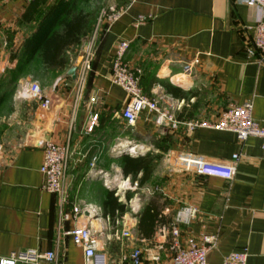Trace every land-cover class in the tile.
Here are the masks:
<instances>
[{
    "label": "crops",
    "instance_id": "1",
    "mask_svg": "<svg viewBox=\"0 0 264 264\" xmlns=\"http://www.w3.org/2000/svg\"><path fill=\"white\" fill-rule=\"evenodd\" d=\"M30 3L0 0V259L38 250L57 252L63 264H85L83 250L64 235L84 226L102 233L112 262L140 246V237L152 241L156 225L153 237L144 238L138 231L140 218L130 220L131 240L107 241L112 234L104 203L114 192L100 177L106 173L139 184L142 174L135 181L124 177V158L151 154L160 159L149 181L139 185L143 210L155 202L159 215L169 209L174 217L184 206L196 208L200 217L183 227V238H217L208 264H222L245 250L248 264H264V141L240 142L231 132L195 126L214 123L230 105L247 102L253 104V118L264 124V61L249 53L261 11L238 0H130L116 20L98 24L96 33L82 39L81 46L88 47L94 38L82 92L77 78L67 77L79 58L71 53L70 67L42 87L50 101L43 108L28 97V85L35 82L32 72L41 68L36 56L23 54L35 28L22 21ZM122 41L130 43L128 63L143 71L144 93L170 110L176 127L159 126L148 113L134 126L122 118L127 96L112 83V63ZM195 59L199 64L185 74L184 66ZM201 86L204 94L215 95L206 104ZM12 132H18V142L7 144L5 135ZM48 143L67 146L72 154L64 199L44 190L41 168ZM234 155L239 160L230 181L199 176L186 166L192 159L229 163ZM164 262L169 264L167 258Z\"/></svg>",
    "mask_w": 264,
    "mask_h": 264
},
{
    "label": "built area",
    "instance_id": "2",
    "mask_svg": "<svg viewBox=\"0 0 264 264\" xmlns=\"http://www.w3.org/2000/svg\"><path fill=\"white\" fill-rule=\"evenodd\" d=\"M33 2L34 0H30ZM240 3L250 7L258 8L262 17L258 19L254 27L251 55H258L261 62L264 61V0H238ZM120 14V13H119ZM116 15L111 21L118 18ZM140 20V23L144 22ZM92 39L90 45L84 50L81 64L77 71V91L81 93L87 81L88 73L94 58L92 50ZM130 50V43L122 41L117 45L115 57L112 63V83L122 88L127 96V101L122 109L121 116L129 126H134L138 118L144 114H152L159 126H177L175 117L170 110L160 102L149 98L143 91V71L133 67L127 61ZM199 59L184 66V73L190 75ZM28 97L43 108L50 106V101L43 88L37 82L28 85ZM97 121L94 116L92 125ZM217 131L231 132L235 134L240 142L249 138H258L264 141V124H260L253 118V104L247 102L243 105L232 104L214 123L195 124ZM92 129V126H91ZM71 151L67 146H58L48 143L44 147V160L41 173L44 176V190L52 195L64 199L66 195V181L68 176ZM238 155H234L232 161L224 164H217L201 160H188V169L194 167L199 176L232 180L236 173ZM4 162V149L0 144V169ZM106 188L114 192L115 197L125 206L123 215L116 214L115 220L106 215L105 221L112 235L107 236V241L116 239L124 242L133 238V228L130 220L136 221L141 216L143 203L141 188L138 182L130 179L113 178L106 173H101ZM132 194L128 196V194ZM78 215L81 210H75ZM199 211L193 207H182L171 216L170 210L165 209L158 217L156 224V236L152 241L139 238L140 246H136L128 253H122L118 260H110L102 246V233L90 226L78 227L64 235L71 237L74 244L84 252L85 264H208L207 259L217 245V238L214 236L202 235L198 240L183 238V227H190L199 218ZM168 220L165 222V220ZM113 232V233H112ZM162 238L163 241H160ZM249 254L243 252L232 253L225 257L222 264H248ZM63 264L59 254L55 251L40 252L28 250L13 253L8 258L0 259V264Z\"/></svg>",
    "mask_w": 264,
    "mask_h": 264
},
{
    "label": "trees",
    "instance_id": "3",
    "mask_svg": "<svg viewBox=\"0 0 264 264\" xmlns=\"http://www.w3.org/2000/svg\"><path fill=\"white\" fill-rule=\"evenodd\" d=\"M22 21L35 23L33 34L23 46V54L38 58L41 68H35V74L39 71L44 76L53 77L70 67V54H76L82 39L93 30L95 12L80 8L77 0H55L53 4H49L48 0H34L29 4ZM166 88L172 90L170 85ZM174 95L181 96L179 93ZM159 159L151 154L125 157L123 175L135 181L142 174L139 185H143L149 181ZM158 209L155 202H150L143 210L138 223L142 237H153L159 217ZM104 211L114 221L117 213L120 216L125 213V206L118 203L113 193H108Z\"/></svg>",
    "mask_w": 264,
    "mask_h": 264
},
{
    "label": "rangeland",
    "instance_id": "4",
    "mask_svg": "<svg viewBox=\"0 0 264 264\" xmlns=\"http://www.w3.org/2000/svg\"><path fill=\"white\" fill-rule=\"evenodd\" d=\"M79 7L88 11L95 12V24L92 32L96 33L99 30L98 24H103L106 21H111L116 15L120 13L121 10L130 2V0H77ZM126 4V5H125ZM86 46H80L76 51V57H82ZM76 59L73 60V64ZM34 73V71L32 72ZM35 82H37L41 87L48 86L52 80V76H44L39 71L33 74ZM201 93L204 94L206 87H199ZM199 91V90H197ZM204 104L208 102V99H214L215 95L213 93L204 94ZM211 97V98H210ZM203 121H197V123ZM18 132H12L5 135V141L7 144H12L18 142ZM1 143V141H0Z\"/></svg>",
    "mask_w": 264,
    "mask_h": 264
},
{
    "label": "water",
    "instance_id": "5",
    "mask_svg": "<svg viewBox=\"0 0 264 264\" xmlns=\"http://www.w3.org/2000/svg\"><path fill=\"white\" fill-rule=\"evenodd\" d=\"M84 41L85 40H83V43H84ZM82 47H84V45H82ZM81 61H82V57H79L78 60L68 70L67 77L72 78V80H76V78H77V71H78V68H79V66L81 64Z\"/></svg>",
    "mask_w": 264,
    "mask_h": 264
},
{
    "label": "bare ground",
    "instance_id": "6",
    "mask_svg": "<svg viewBox=\"0 0 264 264\" xmlns=\"http://www.w3.org/2000/svg\"><path fill=\"white\" fill-rule=\"evenodd\" d=\"M129 152H130V154H131V155H132V154H134V155H135V153H136V152H138V151H137V149H135V148H132V149H131Z\"/></svg>",
    "mask_w": 264,
    "mask_h": 264
}]
</instances>
